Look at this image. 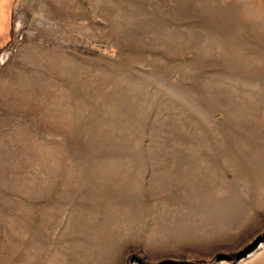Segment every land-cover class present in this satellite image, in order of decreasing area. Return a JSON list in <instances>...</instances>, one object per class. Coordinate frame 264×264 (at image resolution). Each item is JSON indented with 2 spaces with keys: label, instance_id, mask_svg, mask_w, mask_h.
Listing matches in <instances>:
<instances>
[{
  "label": "rangeland",
  "instance_id": "374dc122",
  "mask_svg": "<svg viewBox=\"0 0 264 264\" xmlns=\"http://www.w3.org/2000/svg\"><path fill=\"white\" fill-rule=\"evenodd\" d=\"M0 264H264V0H0Z\"/></svg>",
  "mask_w": 264,
  "mask_h": 264
}]
</instances>
